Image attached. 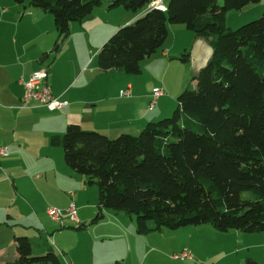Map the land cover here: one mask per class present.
<instances>
[{"label": "crops", "instance_id": "obj_1", "mask_svg": "<svg viewBox=\"0 0 264 264\" xmlns=\"http://www.w3.org/2000/svg\"><path fill=\"white\" fill-rule=\"evenodd\" d=\"M111 1L102 0L83 21L73 22L70 37L57 45L58 32L50 13L28 3L0 0V145L9 148V154L0 157V264L16 263L17 235H27L35 250L57 253L52 237L65 255H60L63 264H114L116 260L124 264H264V232H219L204 224L144 235L137 233L133 215L103 209L98 216V188L71 169L62 144L52 142L71 123L111 138L137 135L148 122L172 113L177 96L188 83L195 85L193 76L213 55L215 36H196L185 25L169 24L163 48L142 62L140 74L101 71L97 54L110 36L155 8L156 2L161 1L164 10L169 2L152 0L135 13L122 6L109 8ZM263 10L264 0L238 13L231 10L226 24L232 28ZM233 17L237 24L229 22ZM184 53H188L186 60L181 59ZM39 71L46 72L53 96L67 101L66 106L53 109L38 101L24 103L22 80ZM157 86L165 94L150 107ZM129 87L130 95L122 96L121 91ZM71 201L83 228L67 215L61 225L47 213L53 206L64 210ZM141 239L149 240L145 253L140 252ZM185 248L191 250L192 259L173 257Z\"/></svg>", "mask_w": 264, "mask_h": 264}, {"label": "trees", "instance_id": "obj_2", "mask_svg": "<svg viewBox=\"0 0 264 264\" xmlns=\"http://www.w3.org/2000/svg\"><path fill=\"white\" fill-rule=\"evenodd\" d=\"M14 1L50 13L58 43L102 3ZM151 1L112 0L109 8L139 13ZM261 1L169 0L166 10H148L101 46V71L140 74L142 62L163 48L169 24L215 36L212 57L193 76L195 85L177 96L171 116L148 122L137 135L111 138L71 123L61 138L52 137L66 164L98 186V216L103 209L134 215L139 233L204 224L219 232H264V12L236 29L226 24L229 11ZM15 245V264H63L56 252L35 250L27 235L15 236Z\"/></svg>", "mask_w": 264, "mask_h": 264}, {"label": "built area", "instance_id": "obj_3", "mask_svg": "<svg viewBox=\"0 0 264 264\" xmlns=\"http://www.w3.org/2000/svg\"><path fill=\"white\" fill-rule=\"evenodd\" d=\"M155 8L165 9L161 1L155 3ZM46 72H34L28 80H22V83L25 87V92L23 95V101L25 104L30 103L31 101H38L41 105L49 108H62L67 105V101L61 100L58 97L53 96L50 86L46 82ZM131 93L130 87L121 91L122 96H128ZM165 94V91L162 87L157 86L154 88L152 93V102L150 107H153L156 101ZM9 154V148L4 145H0V157L7 156ZM48 215L56 222L63 225V217L68 216L76 225H79L77 206L75 202L71 201L66 209H60L57 207H49L47 209ZM175 258L181 259H192L193 254L190 249L185 248L179 253L173 255Z\"/></svg>", "mask_w": 264, "mask_h": 264}, {"label": "rangeland", "instance_id": "obj_4", "mask_svg": "<svg viewBox=\"0 0 264 264\" xmlns=\"http://www.w3.org/2000/svg\"><path fill=\"white\" fill-rule=\"evenodd\" d=\"M223 3V0H219V4H222ZM239 12V10L237 11V12H235V13H238ZM263 12H264V10L262 11V13H260L257 17H254V18H252V19H250V20H248V21H245V22H243V23H241V24H239V25H233V27H232V29H236V28H238V27H240V26H242V25H244V24H246V23H248V22H250V21H252V20H255V19H258L262 14H263ZM229 22L230 23H232V24H237V23H234V22H238L237 20H236V17H233V18H230L229 19ZM228 27H229V25H227ZM61 43V42H60ZM60 43H58L57 45H59ZM54 54H56V52H54L53 53V55H52V57H50V59L49 60H46L43 64L44 65H47L49 62H50V60L53 58V56H54ZM190 79H191V76H190V78L188 79V81H190ZM187 87H193V85H190V83H188L187 85H186V87L185 88H187ZM49 108V107H48ZM174 111V110H173ZM173 111H172V113H173ZM172 113H170L169 114V116H171L172 115ZM164 118V117H163ZM162 119V118H161ZM157 120H160V119H157ZM129 134V133H128ZM139 134V133H138ZM92 187H97L98 188V186H95V185H93ZM249 194L248 193H245V196H248ZM54 207V206H53ZM58 208V207H57ZM128 215H130V214H128ZM134 216V215H133ZM134 220H135V222H136V218H135V216H134ZM52 223V225H56V223L55 222H51ZM75 224V223H74ZM93 227H96V226H93ZM136 230H137V224H136ZM96 228H93V230H91V232L94 234V233H96ZM137 233L138 234H144V235H146L147 233H149V232H147V233H139L138 231H137ZM31 236H33V235H31ZM141 243H140V252H142V253H145L147 250H148V248H149V240H144V239H141ZM57 241L55 240V239H53L52 237H51V239H50V243L52 244L51 246H52V248H54L56 251H57V253H59V250L60 249H58V245H57V243H56ZM49 243V244H50ZM46 244V243H45ZM59 255H61L62 256V258H64V256L65 255H63L61 252L59 253Z\"/></svg>", "mask_w": 264, "mask_h": 264}]
</instances>
